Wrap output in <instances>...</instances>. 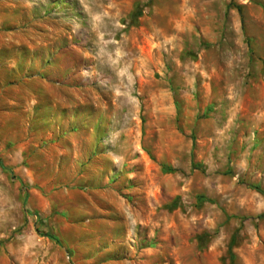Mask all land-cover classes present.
<instances>
[{
    "label": "rangeland",
    "instance_id": "obj_1",
    "mask_svg": "<svg viewBox=\"0 0 264 264\" xmlns=\"http://www.w3.org/2000/svg\"><path fill=\"white\" fill-rule=\"evenodd\" d=\"M259 102L264 0H0V264H264Z\"/></svg>",
    "mask_w": 264,
    "mask_h": 264
},
{
    "label": "crops",
    "instance_id": "obj_2",
    "mask_svg": "<svg viewBox=\"0 0 264 264\" xmlns=\"http://www.w3.org/2000/svg\"><path fill=\"white\" fill-rule=\"evenodd\" d=\"M260 106H263L264 103L262 104L261 102H259ZM254 122L256 123V129L252 132V133H264V129H260V127H264V112H262L261 110H259L254 117Z\"/></svg>",
    "mask_w": 264,
    "mask_h": 264
}]
</instances>
